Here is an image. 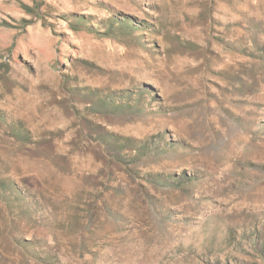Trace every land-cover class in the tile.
I'll return each mask as SVG.
<instances>
[{
  "label": "rangeland",
  "instance_id": "rangeland-1",
  "mask_svg": "<svg viewBox=\"0 0 264 264\" xmlns=\"http://www.w3.org/2000/svg\"><path fill=\"white\" fill-rule=\"evenodd\" d=\"M0 264H264V0H0Z\"/></svg>",
  "mask_w": 264,
  "mask_h": 264
},
{
  "label": "trees",
  "instance_id": "trees-1",
  "mask_svg": "<svg viewBox=\"0 0 264 264\" xmlns=\"http://www.w3.org/2000/svg\"><path fill=\"white\" fill-rule=\"evenodd\" d=\"M77 23H79V25L81 24L80 22H77ZM134 147V146H133ZM136 147V146H135Z\"/></svg>",
  "mask_w": 264,
  "mask_h": 264
}]
</instances>
